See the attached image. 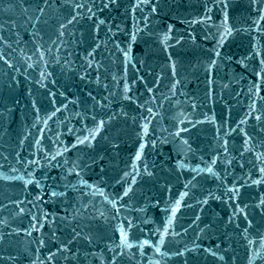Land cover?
Wrapping results in <instances>:
<instances>
[{"label":"water","instance_id":"obj_1","mask_svg":"<svg viewBox=\"0 0 264 264\" xmlns=\"http://www.w3.org/2000/svg\"><path fill=\"white\" fill-rule=\"evenodd\" d=\"M77 2L101 4V0ZM154 2L156 13H150L147 5L133 11L135 0H117L116 6L93 8L92 19L77 17L68 24L71 15L64 0H49L50 7L42 15L36 10L37 4L44 6L41 0H0V220L5 221L0 223V233L5 235L0 240V264H108L107 249L121 243L114 229L126 218L135 225L128 230L124 223L133 247L124 250L118 264H249L250 257L252 264H264V259L252 257L260 247L257 230L264 233V216L255 208L264 196V184L252 185L250 180L244 184L249 173L258 178L257 169L264 167L255 160L257 152L264 153V133L257 134L259 125L252 116L238 127L253 101L257 112L264 113V80L255 75L264 68L260 64L264 31H256V7L251 0H227V24L234 31L221 46L217 39L225 13L218 0ZM205 15L211 19L201 22ZM61 23L66 24L64 29ZM259 28L264 30V20ZM137 29V39L130 41ZM164 34L169 36L166 41ZM94 42L101 45L94 53L102 65L99 72L87 64ZM216 48L219 57L213 54ZM211 59L216 64L209 71ZM125 82L135 102L123 98ZM254 83L259 85L258 93ZM89 93L105 107L96 106ZM205 116H214L216 123L196 124L181 133L197 149L187 152L175 133L188 127L189 121H204ZM100 119L106 124L92 146L77 144V138L87 136ZM145 123L146 135L141 132ZM240 128L253 137L251 151L244 148ZM225 140L227 152L222 147ZM137 151L140 158L134 160ZM32 160L40 166L27 163ZM209 166L213 173L202 171ZM145 167L153 175H146ZM32 177L39 186L35 182L25 186ZM233 181L244 185L235 202L222 197L202 203L208 192L222 195ZM129 184L132 192L117 201V214L108 200L116 199ZM52 192L63 195L52 196ZM181 192L188 195L181 198ZM177 199L180 205L165 233L170 212L162 209ZM12 201H23L19 207L25 212L19 214ZM235 203L248 205L255 226L249 229L252 245L240 235L246 226L242 218L228 222ZM97 210L108 219L98 217ZM73 229L81 233L75 240ZM85 235L92 237L91 245ZM144 239L151 245L137 247ZM60 244H66L76 258L58 250ZM157 245L160 252L155 250ZM193 245L197 250L175 255ZM217 246V257L204 251H216ZM85 253L96 255L85 257ZM260 255L264 257V249Z\"/></svg>","mask_w":264,"mask_h":264},{"label":"snow or ice","instance_id":"obj_2","mask_svg":"<svg viewBox=\"0 0 264 264\" xmlns=\"http://www.w3.org/2000/svg\"><path fill=\"white\" fill-rule=\"evenodd\" d=\"M218 2L223 5V9H224V13H225L224 20H223V31H219V37L217 39V44L222 46L224 41L228 38L229 35H231V33L234 31V29L228 27V24H227V7H228L227 0H218ZM41 3L44 6H40V4H37L36 10H37V12H39L42 15L45 12V8L46 7H50V5H49V0H41ZM64 3L70 9L71 18L67 20V23L71 24L73 21H75L77 19V17H80V18L87 17L88 19H92V17L95 15V12L93 11V8H97V10H100L101 8L107 9L110 6H116L117 5V0H101V4H100L99 7L95 3H93L91 5H88L87 3H84V2H77V0H64ZM251 3H252L253 6L256 7V11H257V14L259 16V19L254 21V25H256V31L259 33L261 31H264V30L259 28L260 20H264V0H251ZM145 5L149 6L150 13H156L157 12L158 4L156 2H154V0H135V3H133L131 5V8H132L133 11H135L137 9L143 8ZM80 10H84V11H80ZM205 11L207 13L208 11H210V9H208L207 6H206ZM35 19L37 21H39L40 20V16H36ZM144 19H145V21H147L148 17L145 16ZM210 19H211L210 16L205 15V16L200 18V21L201 22H206V21H208ZM103 23H104V21H100L99 22V24H103ZM192 23H197V20H193ZM99 24L96 25L97 28L99 27ZM59 27H60V29H64L66 27V24L65 23H61L59 25ZM109 31H111V29H109ZM139 31H140V29H137L136 32L131 33L130 36H129V40L130 41H135L137 39V33ZM168 32L169 33L171 32V26H169ZM59 35L62 37L64 35V32H60ZM168 38H169V36L167 34H164L163 40L166 41ZM254 39H256V38H254ZM177 43H179V40H177ZM100 46H101L100 43L94 42L93 50L88 53V56L92 57V59L91 60H87L88 67L92 68L93 66H95L96 69H97V72H99V68L102 67V65H100V63L95 60L94 53H95V50L98 49ZM130 46L131 45L129 44V47ZM252 47L255 50L256 49V44L254 43L252 45ZM123 51H124L125 58L130 60L129 52L127 50H123ZM212 51H213V54H214L215 57H219L221 55V53L219 51V48L213 49ZM256 54L259 55V52L257 51ZM0 59H3V57L0 56ZM5 63L8 64L9 67H11V64L7 60H5ZM215 64H216V59H211L210 62H209V65H208V70L210 71ZM260 64L264 65V60H261ZM173 68H174V65H173ZM262 73H264V68H262L259 72H256L255 75L257 77H261V79L264 80V76H262ZM48 75H50V73ZM41 76L42 77L45 76V73L41 72ZM113 79L115 80L116 77L113 76ZM140 79H143V78L141 77ZM134 82L135 81H133V83ZM38 83H40V81H38ZM97 83H99V76H97ZM176 83H178V81L173 83V85H172L173 89L175 88V84ZM41 86L43 87L44 85L41 84ZM105 87H107V86L105 85ZM253 88L256 89L257 93L259 92V85L258 84L254 83L253 84ZM123 90H124L123 98L125 100L130 101V102H135L134 101V97L131 96V95H128V93L131 91V88H130V86H129V84L127 82L124 83ZM251 90L252 89H249V91H251ZM147 91L151 92L152 88H148ZM49 95H52V94L49 93ZM88 95H89V97L92 98V100L94 101V104L96 106L101 107V108L105 107V105L102 104L101 101L96 100V98L94 96H92V93H89ZM106 99H107V97H102V100H106ZM261 99H264V97H261ZM140 107H143V105H140ZM57 111H59V109H57ZM148 112L151 113L152 109L149 108ZM253 113H256V114L253 116ZM53 115H54V113H53ZM123 115L126 116L127 113H123ZM249 116H252L253 119L259 125V127L257 129V134L264 133V113L257 112V109L255 108V101H253L252 105H250V111L245 115L244 119L239 121L238 127H239V125L244 124ZM111 119H112V117H109V120H111ZM203 122L216 123L214 116L213 117L205 116L204 121H196L195 123H192L191 121H189L188 122V124H189L188 127L180 128V129H178L176 131L175 135L180 137V143L184 146V148H185V150L187 152L194 153L197 149H194L193 145L191 143H189V139L185 138L184 136H181V133L182 132L183 133H187V132H189L190 128H194L196 126V124H200V123H203ZM105 124H106V121L104 119H100L99 121H95L94 129L89 130V134L87 136H84L82 139L78 137L76 143L77 144H81V145L87 144V146L91 147L92 146V141L96 139V134H98L103 129ZM221 126H223V125H221ZM147 129H148V124L147 123H145V124H143L141 126V132L144 135L147 134ZM239 130H240V132H242L244 134V137H245V139H244V148H245V150L251 151L252 149L249 147V144H250V141L253 139V137L251 135H249V133L247 131H245L243 128H240ZM233 131H235V129H233ZM217 132H219V129H217ZM225 135H227V133H225ZM192 139L194 141L195 138L192 137ZM151 143L153 145H155L156 142L152 141ZM112 146L116 147L115 144H113ZM73 147H75V145H73ZM144 147H145V142L143 140V136H141V143L139 144V148L143 149ZM222 147L224 148V152L228 151V149H227V140H225L223 142ZM60 154L61 153H59V152L57 153V155H60ZM139 158H140V151H137L136 156L134 157V160L135 159H139ZM53 159H55V157H53ZM255 160L264 163V153L257 152L255 154ZM225 162L228 163V164H231L232 161L231 160H226ZM27 163L28 164H35L38 167L40 166L39 162L35 161V160L28 161ZM215 163H216V157H213L212 158V164H215ZM241 167L243 168V165H241ZM254 167H255V165H254ZM73 170L74 169H69L70 172L73 171ZM257 170H258V172L260 174L259 177L253 179V178H251V174L249 173L248 176L245 178V181H244L245 185L248 183L249 180L251 181L252 185L264 184V167H259ZM13 171H15V169H13ZM202 171L213 173V168L211 166H209V167L203 169ZM144 172L148 176L153 175L152 172L148 171L147 167H145ZM29 175L31 176V174H29ZM124 175L128 176L129 174L128 173H124ZM216 175H217V178H219L218 174H216ZM5 179H8V177H5ZM192 179L194 180L195 177H193ZM34 182L37 184V186H39V182L35 181L34 177H32V179H30V180L25 181V186H27V184L34 183ZM81 182L82 183H86L84 181H81ZM135 183H136V179H135V177H132V184H135ZM191 183H192V181L190 180L188 182V184H191ZM188 184H185L186 188L188 187ZM194 186L195 185H193V187ZM242 187H244V185L239 184L236 181H233L232 186L231 187H226L225 191L222 193V195L218 196V195H215L212 192H208L207 195L205 196V198L203 199L202 203L206 204L208 202L209 198L220 200L222 197H226L228 200H231V201L235 202L237 200V198L239 197V195H240V189ZM131 192H132V185L129 184L127 187L124 188L123 192L117 196L116 199L108 200V203L112 205V208H113L115 213L118 214L119 210H120V208L117 206V201L118 200H122L123 197H128ZM100 194L104 195L103 192H101ZM51 195L52 196H57V195H63V193L52 192ZM187 195H188L187 192H181L180 193V197L181 198H183V197H185ZM36 199L39 200L40 197L37 196ZM105 199H108V198L105 197ZM12 202L17 204L18 213L19 214H23L25 212V209L23 207H19V204L23 203V201H12ZM157 203H159V202H157ZM179 205H180V200L177 199L174 202V204L170 206V208L162 209L165 212H170L169 219L164 224V232L165 233L168 232L169 225L171 223V217L175 214V212L177 211V208H178ZM0 206H2V205H0ZM247 208H248L247 204H245L244 207H241L239 203H235L234 204V210H233L231 216L228 217V222L229 223H234L236 219L242 218L243 221L245 222L246 226L243 228V230L240 233V235L245 240H247V243L249 245H252L254 243V241L251 240V239H248V237H249V229H251V228H253L255 226L253 224V220L249 219V212L246 211ZM255 208L259 209L260 213L262 214V216H264V196H262L257 201V203L255 204ZM97 216L100 217V218H103L105 220L108 219L107 216L105 215V213L102 212V211H99V210H97ZM45 219H47V214H45ZM112 219H114V220L117 219V215H113ZM197 219H199V217H197ZM32 220H35L37 224L40 223L39 219L35 215L32 216ZM0 223H5V221L0 220ZM124 223L127 224V229L128 230H131L135 226L131 219H127L126 218L124 222H121L114 229L115 231L119 232V239H120L121 243L120 244H115L114 243L113 247L107 249V251L111 253L110 257L108 258V264H118V261L122 260L124 258V256H125V251L124 250L125 249H131L133 247V244L128 242V233H127V231H126V229L124 227ZM30 226L35 228V225H30ZM236 227L239 228V224H237ZM24 230L27 231V229H24ZM17 231H19V229ZM157 231H159V230H157ZM201 231H203V230H201ZM73 233H74V235L72 237V240H75L77 237H79L81 235V233L77 232L76 229H73ZM28 234L31 235V232H29ZM171 234L172 235H179L178 233H171ZM257 235H258V238H259V241H260V247H259V249H257L256 252L252 253V257H257V258L264 259V257H261V255H260V250L264 249V233H261L259 231V229H258L257 230ZM4 238H5V235L0 233V240H3ZM84 239L87 241V243L89 245L92 244V237L90 235H85ZM71 242L72 241L70 240L69 243H71ZM40 243L43 244L44 241L41 240ZM161 243H163V234H161ZM146 245H151V241L148 240V239H144V240H142V241H140L138 243L137 247L143 248ZM197 248H198L197 245H193L192 249L184 248L182 251L176 252L175 255L182 257V256H184L185 252H192L194 250H197ZM58 250H63V253H71L72 258L73 259L76 258V253H73L72 250L66 244H60ZM155 250H156V252H160L159 245L156 246ZM204 251L209 253L213 257H217V254H218V251H219V247L217 246V250L216 251H213L210 248L209 249H204ZM53 255L54 254L50 252L48 258L52 259ZM88 255L95 256L96 254L95 253H85V257H87ZM218 259L222 261V260H224V256H219ZM157 264H158V262H157ZM185 264H186V262H185ZM249 264H252V258L251 257L249 258Z\"/></svg>","mask_w":264,"mask_h":264}]
</instances>
